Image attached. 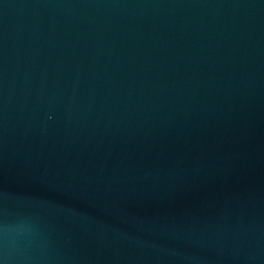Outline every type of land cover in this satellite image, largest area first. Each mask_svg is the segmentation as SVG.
Returning a JSON list of instances; mask_svg holds the SVG:
<instances>
[{"label":"water","instance_id":"1","mask_svg":"<svg viewBox=\"0 0 264 264\" xmlns=\"http://www.w3.org/2000/svg\"><path fill=\"white\" fill-rule=\"evenodd\" d=\"M0 264H264V0H0Z\"/></svg>","mask_w":264,"mask_h":264}]
</instances>
